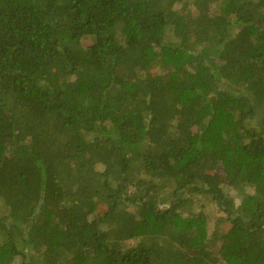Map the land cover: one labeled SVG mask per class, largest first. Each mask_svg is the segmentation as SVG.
<instances>
[{
	"label": "trees",
	"instance_id": "trees-1",
	"mask_svg": "<svg viewBox=\"0 0 264 264\" xmlns=\"http://www.w3.org/2000/svg\"><path fill=\"white\" fill-rule=\"evenodd\" d=\"M261 113L264 0H0V264H264Z\"/></svg>",
	"mask_w": 264,
	"mask_h": 264
},
{
	"label": "rangeland",
	"instance_id": "rangeland-1",
	"mask_svg": "<svg viewBox=\"0 0 264 264\" xmlns=\"http://www.w3.org/2000/svg\"><path fill=\"white\" fill-rule=\"evenodd\" d=\"M181 6L182 5H177V8H180ZM263 116H264L263 113H261L258 116V118L262 119ZM258 121L259 120L256 119V120L247 122L248 128H255L256 129L258 127ZM218 170H220V169H218ZM142 178L149 179V177H147V175H145V174H142ZM132 190H130V192ZM225 190H226V192L230 193L231 196L234 197L237 205H239L242 198H241L240 194L238 193V191H236L235 189H233L231 187H226V186H225ZM247 192L253 193V189L248 190ZM161 196L164 198H167V199L171 198L172 189L171 188L166 189V191L163 192L161 194ZM193 202L194 203L192 205H190V207L188 209H185V211H184L185 215H196V216H202L203 218H205L207 221V224H208L209 233L211 235H215V236L219 237L220 233L222 234L223 232H225L226 230L229 229L231 224L229 223L228 220H226L227 216L217 206L213 197L207 196V195H203V196L196 195L193 197ZM168 207H169V204H166V206L163 205L162 208L165 209ZM0 209L2 212H6L5 208L3 207V203L1 200H0ZM220 243H221V240L218 241V245ZM22 262H23V258L18 257V258H16V260L13 264H22Z\"/></svg>",
	"mask_w": 264,
	"mask_h": 264
}]
</instances>
